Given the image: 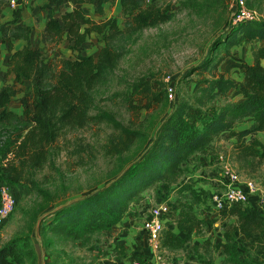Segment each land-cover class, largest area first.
<instances>
[{"label":"trees","instance_id":"obj_1","mask_svg":"<svg viewBox=\"0 0 264 264\" xmlns=\"http://www.w3.org/2000/svg\"><path fill=\"white\" fill-rule=\"evenodd\" d=\"M57 1L48 0L43 7L47 10L46 41L58 45L66 40L71 50L70 56L58 60V68L51 58H46L30 43L13 51L14 40L27 39L30 31L28 26L17 24L18 8L13 9L10 20L0 24V43H7L11 51L8 71L15 74L17 83L29 81L31 94L30 102L25 98L20 101L23 107V118L20 119L8 109L17 92L15 85L4 84L0 88V178L10 186L28 185L32 191L39 190L35 174L50 162L54 146L66 129H80L92 122L109 124L114 133L104 145V152L118 159L136 143L148 141L147 133L122 124L110 111L99 109L92 114V94L127 53L120 44L123 39H135L144 29L159 26L172 17L168 8L162 9L152 2L119 0L124 19L123 28H120L114 18L99 21L90 18L82 6L91 3L94 12L101 15L103 4L108 0H65L68 9L56 17L53 9ZM183 1L186 7L198 4V0ZM245 5L249 7L246 1ZM228 15L224 32L213 42L207 56L193 68L207 72L209 78L203 79L191 100H176L174 94L172 108L156 128L147 147L134 160L120 165L115 178L85 195L54 206L40 227L42 235H38V239L43 249L48 250L51 244L47 232L85 245L95 234L119 224L129 213L135 197L156 183L162 182L168 187L170 177L180 176L185 169L183 165L204 153L222 132L239 139L253 131L264 132V20L257 18L233 23L236 10H230ZM92 33L100 34L103 42L96 57L83 53ZM254 41L261 44L253 49L251 63L230 52L232 46ZM221 47L224 55L216 53ZM225 57L239 63L240 81L219 71ZM161 85L155 90L144 76L130 82L124 96L127 109L137 116L142 110L152 108L153 103L169 101L166 82L163 80ZM232 89L239 90L241 100L218 104ZM246 121H251L254 126L237 129ZM24 128V133L13 135ZM237 145L242 156L264 160L263 142L255 139L251 143L238 141ZM181 188L189 191V201L179 203L174 222L168 223L160 236L161 248L170 251L184 246L206 224L194 208L203 201L202 193L189 183L182 182ZM218 214L221 218H234L224 223L225 230L218 243L226 262L254 264L249 257H241L238 242L264 241V208L236 203L218 209ZM37 232L39 234V229ZM31 239L29 231H20L1 244L0 264H23L28 259L34 260L36 253ZM59 253L65 257L62 250ZM193 264H211V261L199 255Z\"/></svg>","mask_w":264,"mask_h":264},{"label":"rangeland","instance_id":"obj_2","mask_svg":"<svg viewBox=\"0 0 264 264\" xmlns=\"http://www.w3.org/2000/svg\"><path fill=\"white\" fill-rule=\"evenodd\" d=\"M245 1L251 7L250 10H254L255 15L264 20V0ZM149 2L162 9L168 8L171 19L159 26L144 29L135 39H123L120 44L128 50L127 53L114 72L97 85L92 94V114L99 109L110 111L122 124L147 133L149 139L145 144L136 143L118 159L104 152V145L114 133L109 124L92 122L80 129H66L54 146L55 152L50 162L35 174L40 191H32L24 184L11 186L16 204L0 225V245L17 232L29 231L36 258L28 259L23 264H193L199 255L210 260L211 264H229L218 243L225 230L224 223L234 218L219 217L218 210L208 202L210 194L223 188L220 180L225 165L233 170L241 182L251 180L256 184V193L245 204L264 208V160L246 158L238 153V142L222 139L215 147L213 145L209 149L207 146L204 153L189 159L183 165L185 169L180 176L170 177L168 187L160 182L141 192L132 200L129 213L119 224L95 234L85 245L47 232L50 247L46 250L40 246V227L54 206L85 195L115 178L122 167L120 165L134 160L144 151L156 128L172 108L173 102L170 100L153 103L152 108L142 110L136 116L124 104L130 82L144 76L151 81L155 90H159L162 81L167 78L165 82L174 89L176 100H191L203 79L209 78L207 72L194 71L193 68L207 56L213 42L224 32L230 10L236 9L235 0H198V4L193 7L184 6L183 0ZM60 5L63 8V3ZM94 18L97 21L114 18L123 28L119 0L106 1L103 14H96ZM99 45H103L101 35L92 33L87 45L88 52L96 55ZM255 47V41L241 43L232 46L230 52H235L237 57L249 62ZM45 48L43 54L57 64L56 68L61 57L71 55L68 45L48 43ZM221 48L216 53L224 55ZM219 71L236 81L242 78L239 63L230 57L224 58ZM22 90L23 98L30 102V87L23 85ZM236 100L237 91L232 89L226 98L217 103ZM19 133L15 131L13 135L16 137ZM205 153L210 156L207 157ZM182 182L193 185L202 193L203 201L195 204L194 208L198 216L206 220V224L181 248L172 251L161 248L157 254H153L147 245L142 220L148 215L151 206L162 202L169 207V212L164 216L172 224L176 207L182 201H189L190 197L189 191L180 189ZM238 248L241 257H249L254 264H264V241L253 243L241 240ZM61 250L65 257L59 253Z\"/></svg>","mask_w":264,"mask_h":264},{"label":"crops","instance_id":"obj_3","mask_svg":"<svg viewBox=\"0 0 264 264\" xmlns=\"http://www.w3.org/2000/svg\"><path fill=\"white\" fill-rule=\"evenodd\" d=\"M47 2L48 0H29L28 3L18 6L19 20L17 24L19 26H28L30 28V31L28 33L27 39L19 38V39L14 40L13 51L21 49L26 44L30 43L33 47L38 48L42 53H44V51L46 50L45 47L47 46L48 42L46 41L45 35H44V27L47 21V10L43 6ZM62 3H63V8L60 5ZM82 6L86 10L87 16H89L92 19H95L94 16L96 15V13L94 12L93 5L91 3H85ZM66 9H68V7H67V3L65 2V0H58L53 10H54L55 16L58 17ZM12 16H13V9L11 8L9 4V0H0V24H3L6 21L10 20ZM87 43H89V38L87 39ZM255 43H256V46L260 45L259 42H255ZM59 44H64L65 46L68 45L66 40L60 42ZM100 47L101 45H99V49ZM87 48L88 46L83 49L84 54L92 55L93 57L97 56L99 49H98L97 54L94 55V54L89 53ZM10 55H11V51H9L8 49V44L5 42H1L0 43V88L4 84L15 85L17 92L11 98V101L8 104V109L14 112L15 114H17V116L20 119H22L23 118V113H22L23 107L20 102L24 96L22 86L26 85L30 87V82L27 80H24L22 83L16 82L15 74L13 72L8 71L7 61ZM251 61H249L248 63H251ZM263 61L264 60H262V65L264 66ZM236 91H237L236 101H240L241 100L240 92L238 89H236ZM253 126L254 125L251 121H246L244 123L239 124L237 129L252 128ZM25 130H26L25 128L22 130H19L20 132L19 134L24 133ZM222 139L223 140L225 139L226 141H230L232 143H235L238 141L244 142V143H251L253 140L256 139L264 143V132L253 131L240 139L238 137L231 136L228 132H222L217 140L212 141L208 145L209 149H211L213 145L215 147V145H217L216 143H218L219 140H222ZM204 155H207V154L205 153ZM208 156L210 155H207V157ZM210 161L211 160L209 158L208 162ZM210 173H213V172H210Z\"/></svg>","mask_w":264,"mask_h":264},{"label":"built area","instance_id":"obj_4","mask_svg":"<svg viewBox=\"0 0 264 264\" xmlns=\"http://www.w3.org/2000/svg\"><path fill=\"white\" fill-rule=\"evenodd\" d=\"M29 0H9L12 9L18 8L19 5L28 3ZM149 2L150 0H145ZM236 16L232 22L236 23L242 20L257 19L255 11H251L245 5L244 0H235ZM167 78L165 79V81ZM168 98L173 100L174 89L167 84ZM223 188L220 191L210 194L208 202L216 210L231 206L232 204H245L256 193L257 186L251 180L241 182L233 170L225 165L222 170V179L220 180ZM16 201L11 190V186L4 179L0 178V225L9 217L14 210ZM169 212L166 203L159 202L155 206H151L148 215L142 220V229L146 234L147 245L153 254H157L161 249L160 236L168 220L165 213ZM133 264H139L134 262Z\"/></svg>","mask_w":264,"mask_h":264}]
</instances>
